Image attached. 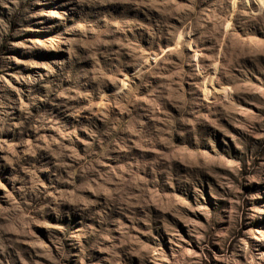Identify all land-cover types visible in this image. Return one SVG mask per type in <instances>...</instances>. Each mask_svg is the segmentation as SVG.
Masks as SVG:
<instances>
[{
  "label": "rangeland",
  "instance_id": "obj_1",
  "mask_svg": "<svg viewBox=\"0 0 264 264\" xmlns=\"http://www.w3.org/2000/svg\"><path fill=\"white\" fill-rule=\"evenodd\" d=\"M0 264H264V0H0Z\"/></svg>",
  "mask_w": 264,
  "mask_h": 264
}]
</instances>
